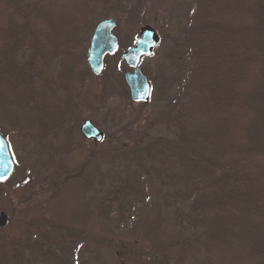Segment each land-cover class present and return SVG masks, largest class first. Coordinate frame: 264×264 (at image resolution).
<instances>
[{
  "label": "trees",
  "instance_id": "obj_1",
  "mask_svg": "<svg viewBox=\"0 0 264 264\" xmlns=\"http://www.w3.org/2000/svg\"><path fill=\"white\" fill-rule=\"evenodd\" d=\"M115 1L0 0V127L11 131L12 143L37 136L48 159L44 164L37 157L42 166L60 156L69 162L49 167L59 183L51 185L58 193L48 217L69 223L57 226L96 231L102 240L83 243L76 264H118L119 251L129 256L135 249L134 258L153 253L163 264H199L203 257L215 264H264V0H197L187 28L196 86L188 103L192 131L186 118L182 126L173 123L180 135L168 153H128L122 145L97 162L102 143L87 140L93 148L86 149L73 140L98 108V86L86 82L92 76L87 54L77 50L81 31L89 33L90 23ZM78 109L88 111L86 117ZM134 165L143 173L145 198L133 209L130 226L117 231L112 214L93 217L87 197L110 187L111 171ZM168 191L187 194L193 215L182 224L164 210ZM13 194L25 201L18 189ZM66 198L73 206L69 218L62 216ZM191 224L194 236L186 237ZM10 239L0 242V264L15 261ZM5 246L9 254L2 255Z\"/></svg>",
  "mask_w": 264,
  "mask_h": 264
},
{
  "label": "rangeland",
  "instance_id": "obj_2",
  "mask_svg": "<svg viewBox=\"0 0 264 264\" xmlns=\"http://www.w3.org/2000/svg\"><path fill=\"white\" fill-rule=\"evenodd\" d=\"M196 1L116 0V4L110 5L103 18L98 17L90 23L89 33L85 30L81 31L77 51H85L86 54L93 32L96 26L107 18H104L105 16L117 20L115 34L120 38V48L109 56L106 69L102 74L96 77L92 73V76L86 79V82L91 80L98 86L97 116L92 115L94 119L91 121L105 136L103 141L97 142L102 143L97 147V162L104 154L118 150L122 148L120 147L122 145L128 153L132 150L140 153L154 150L168 153V150L172 148L169 144L174 146L173 141L175 142L180 135L173 123L177 122L179 126H182L186 118V130L192 131L194 110L188 103L194 102L193 92L196 86L194 77L191 78V51L187 45V28L191 23V12ZM145 26H151L157 31L160 43L152 56L145 58L141 64L152 86L149 102L134 103L130 100L129 90L125 86L124 74L128 68L122 58L130 47L135 46ZM192 52L194 54V51ZM57 68L58 63H55L54 70L56 71ZM79 72V77L84 79L87 69ZM187 89L190 92L189 99L185 96L188 95ZM87 112L81 110L80 114L86 117ZM68 125L69 123L65 125L62 134L65 133ZM10 132L7 128L0 127V133L10 144V151L16 165L13 176L0 188V212L8 214L7 207H11L10 209L14 211V217L9 219L7 226L2 230L6 240L11 238L10 251L15 260L13 264H76L75 255L83 243L100 241V244L102 240H99L96 231L83 233L68 226H57L69 223L57 224L46 213L47 206L53 204V198L58 193V187L54 189L51 185L59 183L56 178L52 180L49 167L52 171L56 168L63 169V166L67 168L68 158L56 157L49 166H42L36 162L37 157L42 162L47 158L42 151L44 149L41 147L39 138L27 135L23 139L19 137L17 139L13 136L12 143L11 137L9 138ZM73 140L78 148L92 147V144L88 143L83 136L81 129L74 135ZM162 144L163 147L160 146ZM132 169L117 173L111 171L110 187L100 193L98 189H95L87 197V205L93 211V217L100 220V217L112 214L116 228L119 225L117 231L125 230L130 226L135 216L133 209L140 199L145 198L143 173L141 176V171L136 165ZM44 170H47L49 176L42 175ZM15 189L20 191L21 196L24 194L25 201L13 194ZM168 192L164 193L162 200L164 210L170 212L173 222L187 221V216L193 215L188 206L187 194L184 191ZM69 201L66 198L62 203L64 218H69L71 215L73 206L69 204ZM193 224L189 225L184 232L186 237L194 236ZM139 244L148 245L146 242ZM188 244L193 243L190 241ZM7 253L9 254L8 250ZM119 253L121 255L118 256V264H120L119 261L125 264H163L160 256L153 253L151 258L144 254H139L140 258H134L138 253L137 249L133 255L130 253L129 256H124L121 251ZM213 260L203 257L199 264H211ZM213 264H215L214 261Z\"/></svg>",
  "mask_w": 264,
  "mask_h": 264
},
{
  "label": "water",
  "instance_id": "obj_3",
  "mask_svg": "<svg viewBox=\"0 0 264 264\" xmlns=\"http://www.w3.org/2000/svg\"><path fill=\"white\" fill-rule=\"evenodd\" d=\"M116 20L108 19L101 22L93 35L91 48L88 52V64L94 74H99L104 67L106 55L116 52L119 48V38L114 34ZM159 44L156 31L147 26L142 29L137 45L124 54V61L133 71L125 74V82L130 91L131 101L134 103H148L151 94V85L148 77L143 73L140 63L143 57L150 56ZM81 131L87 140L101 142L103 132L92 121L87 120L82 125ZM14 163L9 152V147L0 134V180L10 177ZM8 223L6 214L0 216V228Z\"/></svg>",
  "mask_w": 264,
  "mask_h": 264
},
{
  "label": "flooded vegetation",
  "instance_id": "obj_4",
  "mask_svg": "<svg viewBox=\"0 0 264 264\" xmlns=\"http://www.w3.org/2000/svg\"><path fill=\"white\" fill-rule=\"evenodd\" d=\"M117 26H118V24L116 25V27H115V30H116V28H117ZM140 36V35H139ZM119 43H120V38H119ZM90 44H91V42H90ZM89 49V48H88ZM88 52V51H87ZM109 56H111V55H108V56H106V58H105V68H106V66H107V60H108V58H109ZM87 64H88V62H87ZM89 67V66H88ZM89 70H90V68H89ZM9 143V142H8ZM10 145V144H9ZM10 179V178H9ZM7 180L8 179H4V180H0V188L1 187H3L4 186V184L7 182ZM6 214V212H0V214L2 215V214ZM0 215V216H1ZM7 216H8V218H9V215L8 214H6ZM10 219V218H9ZM4 229V227H1L0 228V242H5V240H6V236H5V233L4 232H2V230ZM2 250V255H6L7 254V248H6V246L4 247V248H2L1 249Z\"/></svg>",
  "mask_w": 264,
  "mask_h": 264
}]
</instances>
